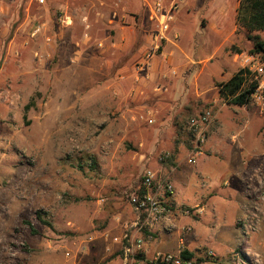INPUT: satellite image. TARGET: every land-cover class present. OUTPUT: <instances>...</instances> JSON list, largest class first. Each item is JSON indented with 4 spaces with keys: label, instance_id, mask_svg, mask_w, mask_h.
<instances>
[{
    "label": "rangeland",
    "instance_id": "rangeland-1",
    "mask_svg": "<svg viewBox=\"0 0 264 264\" xmlns=\"http://www.w3.org/2000/svg\"><path fill=\"white\" fill-rule=\"evenodd\" d=\"M200 1L177 3L166 40L160 41L148 65L151 68L153 60L159 61L169 78L181 75L180 84L169 87L153 82L150 91L155 94L160 87V94L167 95L177 88L180 105L173 142L184 144L188 152L193 138L184 134L187 120L209 107L213 110L206 142L198 151L205 161L197 158L188 165L185 160L180 169L198 189L206 184L211 194L216 193L210 200L213 210L205 207L202 216L191 217L195 240L189 249L199 256L211 251L213 257L206 264H264V106L228 105L217 90V84L245 68V61L254 56L244 31L235 23L240 0H214L213 5L212 0L208 8ZM81 6H76L78 11ZM62 14V9L54 12L51 31ZM34 19L33 23L45 20ZM200 19L207 30L195 33ZM149 23L152 43L143 54L152 49L157 32L151 12ZM84 30L76 32L79 38L86 35L80 54L71 52L72 46L64 52L56 47L55 52H44V61L37 63L29 49L33 43L46 44L44 38L49 36L44 29L36 41L28 39L27 47L9 56L0 70V264H98L100 258H104L100 264L115 259L121 264L119 251L107 257L105 249L116 234L114 229L133 219L129 194L144 169L170 167L159 157H170L171 150L160 147L151 128L133 124V128L126 126V135L111 134L125 119L110 108L116 97L111 81L103 83L95 76V50L102 47L104 28L92 20ZM178 47L183 51L180 61L173 55ZM172 57L180 69L168 66ZM104 97L108 109L93 114L91 106ZM242 160L249 162L248 170L238 179L234 175ZM198 172L206 174L203 181L194 176ZM185 198L190 205L195 202L190 193ZM182 219V224L189 222ZM173 234L160 235L158 242L167 243L161 249H174Z\"/></svg>",
    "mask_w": 264,
    "mask_h": 264
},
{
    "label": "crops",
    "instance_id": "crops-1",
    "mask_svg": "<svg viewBox=\"0 0 264 264\" xmlns=\"http://www.w3.org/2000/svg\"><path fill=\"white\" fill-rule=\"evenodd\" d=\"M154 1L155 0H45L46 5L43 8L36 7L37 10H34V6L32 5V3L35 5L34 0H0V53L3 49V52L6 51V55L2 60V69L0 70H3L9 56L17 55L16 52L18 49L23 50V48L28 46V32L31 26L36 23L32 22L35 20L34 17L40 18L42 21L45 19V22L43 21L42 24L44 25L46 35L53 39V42L49 45L44 44L42 40V43L37 42L38 46L37 43H33L31 47L29 46L30 49L27 48L33 53V56L34 53H37L40 58L36 60L37 63H42V61H44L42 57L44 52H55L56 47H59V52H64L72 46L69 50L80 54V48L85 41L86 35L83 37L84 33H82L79 38L76 32H78L79 28L84 32L85 27L90 25L93 20L100 27L104 28V32H102L103 34L100 36L99 40L102 47L95 50L97 54L95 58L96 66L94 67L95 76L103 83L111 81L112 93L116 95V97L112 100V106L110 108L120 113L125 119V124L113 129L111 134L114 137L126 135V133H128L126 126L128 125L130 128H133L135 127L133 124L143 126L144 129L151 128L152 136L154 139L156 138L155 140L159 143L160 147L171 150L169 161H164L170 163V167L163 165L159 170L152 168L151 170L156 172L158 177L169 179L173 185L174 206L179 208L198 207L202 209L204 214L205 207L212 208V210L214 209V205L210 204V200L214 199L216 193L211 194L206 184L201 186V190L198 189L194 185L190 175L180 171L185 160L188 165H194L197 158L203 159L202 161H205V158H202V152L193 154L192 149L188 152L184 144L180 142L175 144L173 142L176 138L173 135V123L178 117V106L180 105L179 103L176 104L180 98L179 92H177L178 90L176 88V92L174 89H171L167 95H161L160 87L154 89V92H156L155 94H152L150 91V85L153 82L159 85H161L160 82H163L168 84L169 87L172 84L177 86L180 84L181 75L179 74L175 77L170 76L169 78V74L163 73L167 68L161 66L157 60H153L150 64L151 68L150 66H148L149 68L146 67L144 72L138 73L136 69L137 57L140 56L139 59L141 60L144 55L143 53L150 47L149 43H152V32L149 27L150 7H147V5H150V3ZM211 1L212 0H201L200 2H205L206 8H208V5H211ZM211 3L213 5L214 0ZM78 4L83 5L80 7V11H78L76 7ZM202 5L203 4L200 6ZM184 6L183 8H185ZM58 9H62L63 18L67 19L66 23L69 25L60 26L56 24L55 31L53 32L50 27L51 25H55L53 15ZM30 14L32 16L30 19H27ZM187 14L189 15V13ZM52 20H54V22ZM196 26L198 27V31H195V33L207 30V25L203 27V20L201 19ZM24 35L27 37L25 42L23 40ZM56 41L57 44H55ZM177 50L179 52H177ZM177 50L173 52V55L176 53L175 57L177 61H180L183 51L179 47ZM175 57L168 60L167 64L177 70L180 69V66H175ZM75 59L77 60V58ZM82 65L83 64H80V67ZM165 91V89L162 90V92ZM107 106V99L104 97L96 100V103L91 106V112H93V114L102 115L103 112L108 109ZM8 108L11 109V106H8ZM146 114H152L153 116L151 115V118H147ZM139 119L143 120V122H140ZM149 120H151L150 124L148 123ZM183 131L185 135H188L185 128ZM134 139L138 140L136 136H134ZM190 159H193V163H189ZM248 163L249 162L242 160V167L237 168L238 170L235 172L234 176L236 178L240 179V177L244 178V176H246V171L248 170L246 164ZM194 176L198 180L203 181L206 174L198 172L197 176L196 174H194ZM204 189H207L208 193H205ZM189 193L191 201H195L193 205H190L188 198H185ZM245 197L251 202V198L247 194H245ZM226 198H230V195L226 196ZM247 206L246 204L242 205L241 209ZM182 218L183 217L180 216L178 212L170 216L169 223L172 227L170 232L164 230L165 226L163 223H159L154 226L151 234H142L144 245L141 258L150 259L156 253H170L178 250L180 247L196 255L195 252L189 249V245L195 240L194 234L192 233L193 222H190L191 218H188L186 221L189 222H187V224H182V222L185 221ZM195 220L196 219H193V221ZM238 220L239 219L236 221ZM124 224H121L120 230L119 228L114 229L116 234L119 233V231L120 233L117 235L115 234L112 238L121 235ZM172 233H174L173 235H175L176 239L174 249H166V247L165 249H161L160 246H167V243H163V241L158 242L160 240V235H172ZM151 235L154 237L152 238ZM112 238L111 240H107L110 242L105 249L106 252H108L107 257L109 255H116L118 251L121 252L119 245L112 243ZM176 252L177 251H175V253ZM103 259L104 258L97 259L96 262L100 264ZM116 260L117 259L112 260L108 264H116ZM120 263L122 264V256Z\"/></svg>",
    "mask_w": 264,
    "mask_h": 264
},
{
    "label": "built area",
    "instance_id": "built-area-1",
    "mask_svg": "<svg viewBox=\"0 0 264 264\" xmlns=\"http://www.w3.org/2000/svg\"><path fill=\"white\" fill-rule=\"evenodd\" d=\"M183 0H170L169 6L165 7L166 0H155L150 12L153 20L156 22L157 32L154 36V44L149 52H146L139 64L136 65L138 73L144 72L148 67L149 61L159 49V43L166 40V34L170 29L173 21V12L177 9V3ZM37 7H43L45 0H34ZM67 19L58 20L60 26H67ZM42 23H35L28 32V39L32 42L44 32ZM46 44L51 43V38H44ZM36 60L40 59L37 53H34ZM252 63H254L252 65ZM245 68L248 73L247 80L250 83H256V88L251 95V104L264 106V62L259 56L248 57L245 61ZM213 121V110L207 108L198 116L191 117L187 120L185 131L193 138L192 153L200 151L206 142V128ZM151 120L148 121L150 124ZM169 154L159 157L161 162L167 161ZM189 163H193L190 159ZM174 187L167 178L158 177L157 173L151 169H144L137 187L129 194L128 204L133 215V219L125 223L122 233L118 237L112 238V243L119 245L122 264H196V260L200 259L198 264H206V261L213 257L211 251H205L203 254L194 255V259L183 260L180 258V252L185 250L180 247L176 253H156L152 258H141L142 248L144 245L143 232L151 234L155 225L164 224V230L170 232V216L178 212L180 216L191 218L199 217L203 214L201 208H179L173 203ZM68 256V254H66Z\"/></svg>",
    "mask_w": 264,
    "mask_h": 264
},
{
    "label": "trees",
    "instance_id": "trees-1",
    "mask_svg": "<svg viewBox=\"0 0 264 264\" xmlns=\"http://www.w3.org/2000/svg\"><path fill=\"white\" fill-rule=\"evenodd\" d=\"M235 23L244 31L245 38L251 45L250 54L259 56L264 62V0H240L236 9ZM261 34L263 36H260ZM247 73L246 68L240 69L227 81L217 84L218 96L228 105L241 108L251 104V95L257 85L247 80ZM31 105L32 102L24 106V111H28ZM36 216L38 220L45 223L40 213H37ZM143 235L148 234L143 232ZM151 237L154 236L151 235ZM180 258L191 260L195 257L185 249L180 252ZM199 262L201 260L197 259L196 264Z\"/></svg>",
    "mask_w": 264,
    "mask_h": 264
}]
</instances>
